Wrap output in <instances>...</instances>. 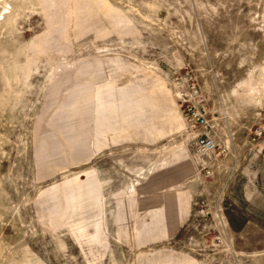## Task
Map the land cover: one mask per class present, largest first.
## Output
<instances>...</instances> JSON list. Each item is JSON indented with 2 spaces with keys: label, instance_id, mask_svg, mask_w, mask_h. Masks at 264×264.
<instances>
[{
  "label": "rangeland",
  "instance_id": "rangeland-1",
  "mask_svg": "<svg viewBox=\"0 0 264 264\" xmlns=\"http://www.w3.org/2000/svg\"><path fill=\"white\" fill-rule=\"evenodd\" d=\"M0 264H264V0H0Z\"/></svg>",
  "mask_w": 264,
  "mask_h": 264
},
{
  "label": "built area",
  "instance_id": "built-area-1",
  "mask_svg": "<svg viewBox=\"0 0 264 264\" xmlns=\"http://www.w3.org/2000/svg\"><path fill=\"white\" fill-rule=\"evenodd\" d=\"M181 79H173L174 85L178 87L176 97L187 126L196 132L195 149L200 156H205L215 149V141L210 135L215 123L208 118L207 102L197 85L191 81L186 89H183L180 85Z\"/></svg>",
  "mask_w": 264,
  "mask_h": 264
}]
</instances>
